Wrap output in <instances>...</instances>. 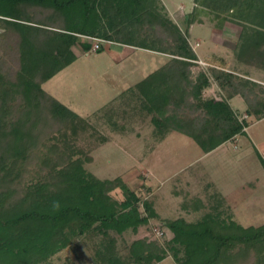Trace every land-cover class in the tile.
Wrapping results in <instances>:
<instances>
[{
  "label": "trees",
  "instance_id": "1",
  "mask_svg": "<svg viewBox=\"0 0 264 264\" xmlns=\"http://www.w3.org/2000/svg\"><path fill=\"white\" fill-rule=\"evenodd\" d=\"M195 1L197 7L185 18L183 30L165 13L161 0H0V27L21 39L14 52L17 71L10 77L0 70L1 108L26 119L10 132L0 122V143L7 140L5 155L3 151L0 156V183L6 185L0 189V264H53L61 252L92 233L102 238L99 264H165L169 253L176 264H233L241 254L237 248L254 249L257 258L262 257L264 225L245 228L223 211L207 213L194 223L182 218L165 221L173 234L166 245L141 237L125 256L119 255L113 233L139 236L141 228L160 215L121 177L102 180L86 170L92 158L77 142L84 141L88 121L43 88L79 54L103 52L107 46L161 53L170 57L167 63L120 96L132 116L149 115L160 141L176 131L192 138L205 153L245 135L249 123L231 101L242 98L247 115L264 119V85L253 78L262 75L264 80V0ZM210 2L222 11L217 27L222 23L238 28L232 48L237 64L231 69L226 58L214 55L195 75L200 56L191 45L189 29L201 23L199 6L211 8ZM25 7L40 9L43 16L28 20ZM99 40L107 42L94 50ZM239 64L251 67V74L240 72ZM213 82L223 93L220 99L204 96ZM188 111L198 114L187 117ZM50 120L71 131L60 137L63 147L55 152L61 162L39 155L42 177L15 184L23 180L31 159L19 151L27 150L24 143L33 130L44 133ZM108 141L99 136L95 146ZM115 189L123 192V201L111 196ZM164 236L163 231L160 237ZM259 264H264V256Z\"/></svg>",
  "mask_w": 264,
  "mask_h": 264
},
{
  "label": "rangeland",
  "instance_id": "2",
  "mask_svg": "<svg viewBox=\"0 0 264 264\" xmlns=\"http://www.w3.org/2000/svg\"><path fill=\"white\" fill-rule=\"evenodd\" d=\"M161 1L166 7L165 13L184 30L185 18L197 7L196 1ZM213 4L210 2L211 8L206 9L198 5L197 17L201 23H195L189 29L191 45L200 56L199 66L194 69L195 75L206 67L205 59L214 55L226 58L230 68H236L232 48L238 38V28L222 23L217 27V14L222 11ZM24 10L27 13L24 15H28L26 19L31 18L32 21L44 13L38 8L25 7ZM2 35L5 38H0V70L11 77L18 69L14 52L21 39L18 34L11 35L0 27V37ZM100 54L92 52L90 57L82 54L76 66L58 73L43 88L88 121L86 129L89 130L82 138L84 141L77 142L78 147H85L92 158L91 162L85 163L86 170L102 180L121 177L130 190L141 199L150 201L160 215V219H153L149 226L141 228L139 236L130 231L122 236L113 233L118 254L125 256L132 242L141 237L166 245L173 237L165 225V221L169 220L182 218L194 223L207 213L223 211L225 216L232 217L245 228L264 225V121L258 122L255 115H247L243 99L236 97L231 103L242 119L248 121L249 127L245 135L224 143L223 147L205 153L192 138L176 131L169 132L160 141L150 116L141 113L132 116L120 96L167 63L170 57L142 50L117 67L110 57ZM239 67L240 72L251 74V67L240 64ZM219 94L223 93L214 82L204 92V96H215L217 99H220ZM1 104L0 99L3 129L10 132L24 125L26 119L23 115L19 113L18 119L11 115L9 109L1 108ZM196 114L188 111L187 117ZM110 118L112 122L108 123ZM47 125L44 133L37 134L34 129L33 137L24 143L27 150L19 151L30 154L31 159L24 168L23 180L21 178L15 184H27L31 178L32 182H37L45 173L41 167L44 164H39L37 160L39 155L56 157L55 152L60 151L64 143L60 137L71 134L54 121L50 120ZM3 129L1 132L6 133ZM99 136L108 137L109 141L95 146ZM6 145L7 140L0 143V156ZM61 159L57 156L55 161L61 162ZM2 188L6 185L0 183ZM111 196L118 201L124 200L120 189L113 190ZM161 231L165 233L164 238L158 234ZM101 240L100 236L92 233L80 240L79 245L73 244L71 249L61 252L53 259V264H99L101 260L97 259V251ZM237 251L241 254L233 264H259L264 256L263 253L258 259L254 249L237 248ZM164 263L176 264L172 253L168 254Z\"/></svg>",
  "mask_w": 264,
  "mask_h": 264
},
{
  "label": "crops",
  "instance_id": "3",
  "mask_svg": "<svg viewBox=\"0 0 264 264\" xmlns=\"http://www.w3.org/2000/svg\"><path fill=\"white\" fill-rule=\"evenodd\" d=\"M104 50L105 51L101 52L100 56H105V55H102L103 53L106 54L108 57H110V59L113 60V64H115L118 67V66H120L121 62H123L124 60H126V59H128L130 57L134 58L136 56V52L137 51H142L143 49L126 47V46H124V47L123 46H112V47H110V46L108 47L107 46V47L104 48ZM81 55L82 54H79L77 59H79L81 57ZM83 55H86L87 57H90L92 55V53H85ZM76 61H78V60H76ZM76 61L72 65H70L69 67H67L66 69H64L62 71L65 72L68 69H70L71 67L76 66V64H75ZM259 76H262V75H259ZM259 76L258 75L257 76H253V78L255 79V81H257V82H259V83L264 85V80L261 77L259 78ZM261 121H264V119L263 120H259L258 122H261ZM224 145L225 144H223L220 147H223ZM219 148H217V149H219Z\"/></svg>",
  "mask_w": 264,
  "mask_h": 264
},
{
  "label": "built area",
  "instance_id": "4",
  "mask_svg": "<svg viewBox=\"0 0 264 264\" xmlns=\"http://www.w3.org/2000/svg\"><path fill=\"white\" fill-rule=\"evenodd\" d=\"M105 42H107V41L99 40V41L95 44V46H94V50H97V49L100 47V43H105ZM113 44H114V42H113ZM158 234L162 235V232H158Z\"/></svg>",
  "mask_w": 264,
  "mask_h": 264
}]
</instances>
